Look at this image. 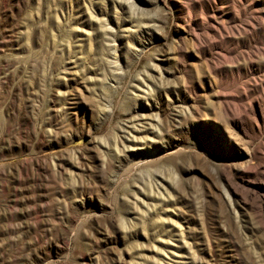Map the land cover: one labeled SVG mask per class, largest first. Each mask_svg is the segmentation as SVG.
I'll list each match as a JSON object with an SVG mask.
<instances>
[{
    "label": "rangeland",
    "instance_id": "374dc122",
    "mask_svg": "<svg viewBox=\"0 0 264 264\" xmlns=\"http://www.w3.org/2000/svg\"><path fill=\"white\" fill-rule=\"evenodd\" d=\"M0 264H264V0H0Z\"/></svg>",
    "mask_w": 264,
    "mask_h": 264
}]
</instances>
